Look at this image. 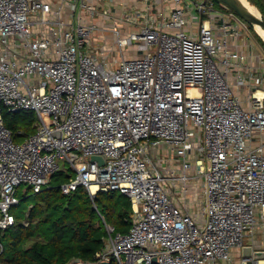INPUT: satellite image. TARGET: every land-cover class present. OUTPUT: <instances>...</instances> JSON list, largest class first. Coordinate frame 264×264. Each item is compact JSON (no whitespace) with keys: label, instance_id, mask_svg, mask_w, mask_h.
Segmentation results:
<instances>
[{"label":"built area","instance_id":"obj_1","mask_svg":"<svg viewBox=\"0 0 264 264\" xmlns=\"http://www.w3.org/2000/svg\"><path fill=\"white\" fill-rule=\"evenodd\" d=\"M172 1L168 13L147 5L109 27L86 0H70L75 22L47 0H0V232L15 222L17 188L39 192L62 161L63 194L118 191L131 204L128 231L105 224L92 264H233L264 218V57L227 6ZM2 109L33 113L34 132L14 141ZM162 147L175 167L156 158ZM191 180L198 217L174 201Z\"/></svg>","mask_w":264,"mask_h":264},{"label":"trees","instance_id":"obj_2","mask_svg":"<svg viewBox=\"0 0 264 264\" xmlns=\"http://www.w3.org/2000/svg\"><path fill=\"white\" fill-rule=\"evenodd\" d=\"M248 1L264 16V0ZM2 118L16 142L35 130L31 112L2 109ZM53 174L50 181L55 177ZM63 181L48 182L34 192V202L24 218L20 220L14 215V224L0 232V264H70L75 258L87 264L103 247L106 237L103 220L114 232L128 231L131 204L127 197L118 191L97 192L91 197L82 186L63 194L60 189Z\"/></svg>","mask_w":264,"mask_h":264},{"label":"crops","instance_id":"obj_3","mask_svg":"<svg viewBox=\"0 0 264 264\" xmlns=\"http://www.w3.org/2000/svg\"><path fill=\"white\" fill-rule=\"evenodd\" d=\"M47 1L50 3L53 9H56L58 6H60L62 18L75 22V19L72 16L73 11L70 5V0ZM86 2L95 5L96 8L100 7L101 9L99 10V13H107L105 14L106 16L97 15L93 20L99 24L109 27L111 26L115 18H119L123 15L134 14L135 10L144 11L147 5L153 7L155 11L161 9L165 13H168L170 9L173 8L172 0H114L112 4L107 3V0H86ZM75 13L77 14V11H75ZM79 13L82 15L81 12ZM124 30L127 31L126 28ZM99 34L100 35L97 39L99 47H105L104 42L110 40L114 47V44L112 42L113 38L110 32L103 31L99 32ZM123 56L126 57L125 54ZM166 150L167 149L165 147H162L160 149H155L154 151V154H156V156L157 154L160 155L158 159L163 167H166L162 164L165 156H163L161 153H164L166 155ZM167 160H170V164H168L167 166L175 167L177 165V162L175 161V158L173 156L171 158L167 157ZM199 189L200 182L191 180L186 184V191L183 193H176V196L174 198L175 203H178L180 205L183 204V208L191 212L196 217L200 215V210L203 204ZM103 223L105 227L106 223L104 222V220ZM244 246L251 248V257H254L255 260H259L262 264H264V218L257 217L253 232L245 238ZM231 256L233 264H240L241 259L244 257L242 248L232 250Z\"/></svg>","mask_w":264,"mask_h":264},{"label":"rangeland","instance_id":"obj_4","mask_svg":"<svg viewBox=\"0 0 264 264\" xmlns=\"http://www.w3.org/2000/svg\"><path fill=\"white\" fill-rule=\"evenodd\" d=\"M191 1H193V0H191ZM207 1H208V3H210L212 5V8L215 10H221L222 11L223 6H225L219 0H207ZM247 2L249 4H251L248 0H247ZM107 3H111V2L108 1ZM251 5H253V4H251ZM253 6L255 7V5H253ZM255 8L260 13L259 9L257 7H255ZM100 9H101L100 7L97 8V10H100ZM260 15H262V14L260 13ZM245 31L247 32L248 38L252 40L253 44L258 49L261 56L264 57V39L261 38V36L258 33H256L254 30H251L247 23H245ZM105 34H107V33H105ZM259 38L262 41H260ZM104 45H105V47H103V51H104L103 53H105L107 55V57L109 58L111 63L114 64L115 61L118 62L119 59L117 58L118 55L116 54V51L119 52V49L113 47L111 40L105 41ZM135 45H136V43H134L132 45H126L125 47H123L122 51L126 55L127 58H129L130 56H133L135 54V50H134V47H136ZM137 55L139 56L140 53L138 52ZM120 56L121 55L119 54V57ZM35 120H36V117L34 115L32 125L35 123ZM161 154L163 156H165L163 161H162V164L164 166H167L168 164H170V160L168 161L167 157L171 158L172 156H170L169 154L165 155L164 153H161ZM159 157H160V155L157 154L156 158L158 159ZM58 164L60 165V168L58 170H56V172H54L55 177L53 178V180L50 181V179L53 177L54 174H52L49 177V182H51V184H58L63 180L66 181L67 180L66 176L68 177L71 174V171L68 169V166L65 163H63L62 161H59ZM59 172L61 173V175ZM17 197L20 200V203H19V205L13 207L11 209V212L13 215H15L17 218H19L21 220L24 218L25 214L27 213L28 207L30 205H32V203L34 202L33 192L26 185L22 184L17 188Z\"/></svg>","mask_w":264,"mask_h":264},{"label":"water","instance_id":"obj_5","mask_svg":"<svg viewBox=\"0 0 264 264\" xmlns=\"http://www.w3.org/2000/svg\"><path fill=\"white\" fill-rule=\"evenodd\" d=\"M235 14H237L244 22L248 24L256 33V29L264 31V16L256 17L249 12V10L243 5L240 0H219ZM262 38V37H261ZM91 161H97L102 164L103 160L100 156H91ZM244 257H251V248L244 246L242 248ZM257 254V253H256ZM70 264H84L79 261L78 258L73 259ZM92 264V263H88ZM99 264H109L108 262H100Z\"/></svg>","mask_w":264,"mask_h":264},{"label":"bare ground","instance_id":"obj_6","mask_svg":"<svg viewBox=\"0 0 264 264\" xmlns=\"http://www.w3.org/2000/svg\"><path fill=\"white\" fill-rule=\"evenodd\" d=\"M242 3H243V5H245V7L249 10V12L251 13V14H253L254 16H256V17H261V15H260V13L257 11V9L253 6V5H251V4H249L248 2H247V0H240ZM256 31L258 32V34L264 39V31H261V30H259V29H256ZM90 263H92V262H90ZM88 264V263H87Z\"/></svg>","mask_w":264,"mask_h":264}]
</instances>
